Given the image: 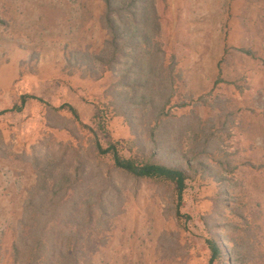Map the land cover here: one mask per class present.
<instances>
[{"label":"rangeland","instance_id":"rangeland-1","mask_svg":"<svg viewBox=\"0 0 264 264\" xmlns=\"http://www.w3.org/2000/svg\"><path fill=\"white\" fill-rule=\"evenodd\" d=\"M155 4L156 41L166 62L175 63L177 75L171 112L213 118L220 124L221 146L235 168L227 173L231 202L245 204L242 212L249 216L254 234L249 237L254 250L246 264H264V0H155ZM102 6V0H0V111L7 110L0 115V264H15L12 244L38 174L43 172L51 184L61 168L70 170L69 146L87 144L88 133L76 117L53 106L70 104L89 124L94 104L115 80L109 76L106 82L95 81L82 75V68L66 66L64 49L69 42L105 38L99 26ZM218 77L224 82L215 84ZM23 94L44 102L30 99L22 111H10ZM181 102L188 105L177 107ZM227 112L229 119L222 127ZM106 126L105 137L120 140L123 152L137 151L130 149L136 132L128 120L111 113ZM162 151L163 163L176 164V156ZM112 177L116 192H111V204L123 203L121 212L109 220L106 243L93 253V264H206L207 248L194 235L209 236L207 225L222 236L225 232L218 224L217 185L211 178L198 175L187 183L181 211L189 214V230L181 232L180 250L173 258L159 253L155 243L161 233L182 230L170 186L114 172ZM117 191L120 198L114 197ZM223 212L221 223L245 226L226 208ZM92 240L99 245V236L94 234Z\"/></svg>","mask_w":264,"mask_h":264},{"label":"trees","instance_id":"trees-1","mask_svg":"<svg viewBox=\"0 0 264 264\" xmlns=\"http://www.w3.org/2000/svg\"><path fill=\"white\" fill-rule=\"evenodd\" d=\"M102 1L99 26L105 38L96 42L95 39L69 42L64 49L66 66L82 68L85 71H81L82 75L85 73L95 81L106 82L109 76L115 80L105 87L103 96L94 104L89 124L79 119L70 104L53 106L55 111L76 117L88 133L87 144L69 146L73 158L69 162L70 170L61 168L51 184L44 180L43 170L38 174V181L24 203L20 228L12 244L13 262L93 264V253L106 243L110 218L121 212L123 201L111 204V192H116L114 172L135 181L150 180L170 186L174 215L182 230L161 233L155 243L159 253L173 258L180 250L181 232L189 230L186 223L189 214L181 211L187 183L198 175L211 178L217 185L218 224L225 232H221L222 236L207 225L209 236L199 238L195 234L194 237L207 248L206 264H246L254 245L249 239L253 230L249 216L242 212L245 204H238L234 193L236 202L232 203L226 185L227 173L235 170L233 160L221 146V127L213 118L202 120L188 117L191 114L178 116L171 112L169 104L177 92V75L175 63L166 62L164 51L156 41L159 16L155 0ZM222 81L218 77L214 83ZM30 99L40 98L23 94L20 104L10 111H22ZM187 105L181 102L177 107ZM6 111L1 110L0 115ZM111 113L129 121L136 132L130 149L136 147L137 151L125 153L120 140L105 137ZM229 115L230 112L223 115L222 127ZM162 150L165 155L176 156V164L163 163ZM115 194L114 197L120 198V192ZM223 208L239 217L245 226L240 227L235 221L221 223L225 215ZM206 221L204 217L203 223ZM218 224L214 221L212 228ZM232 230L238 234L232 235ZM94 234L99 236L96 246L92 240Z\"/></svg>","mask_w":264,"mask_h":264}]
</instances>
